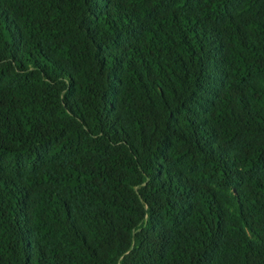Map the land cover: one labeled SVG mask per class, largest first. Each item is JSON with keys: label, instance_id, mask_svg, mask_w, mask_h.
Returning a JSON list of instances; mask_svg holds the SVG:
<instances>
[{"label": "trees", "instance_id": "trees-1", "mask_svg": "<svg viewBox=\"0 0 264 264\" xmlns=\"http://www.w3.org/2000/svg\"><path fill=\"white\" fill-rule=\"evenodd\" d=\"M0 264H264V0H0Z\"/></svg>", "mask_w": 264, "mask_h": 264}]
</instances>
